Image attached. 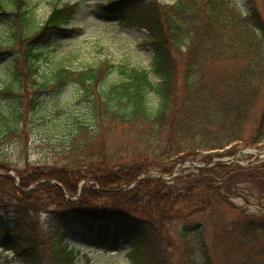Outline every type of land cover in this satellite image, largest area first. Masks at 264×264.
Instances as JSON below:
<instances>
[{"label":"trees","instance_id":"obj_1","mask_svg":"<svg viewBox=\"0 0 264 264\" xmlns=\"http://www.w3.org/2000/svg\"><path fill=\"white\" fill-rule=\"evenodd\" d=\"M78 3L53 1L37 26L26 0H0V17L16 23L11 40L0 42V56L15 50L0 89L13 99L0 107V247L25 264H74L79 251L66 232L49 229L60 212V222L109 251L127 244L128 264H264V169L245 173L218 162L171 179L146 177L152 170L169 175L211 150L235 153L240 143L264 141V0H244L246 12L237 0L100 2L146 31L150 68L102 60L74 70L58 63L39 77L37 47L63 29ZM111 71L115 81L104 82ZM71 84L91 118L74 121L52 163L12 166L2 148L21 135L27 112L38 105L35 94ZM239 175L249 177L248 185ZM81 180L90 183L80 188ZM245 192L258 200L252 211L234 202L245 201ZM225 207L237 211L231 221Z\"/></svg>","mask_w":264,"mask_h":264},{"label":"rangeland","instance_id":"obj_2","mask_svg":"<svg viewBox=\"0 0 264 264\" xmlns=\"http://www.w3.org/2000/svg\"><path fill=\"white\" fill-rule=\"evenodd\" d=\"M53 1L57 5L65 2H79V6L71 20L65 25L64 30H54L52 40L50 39L46 44H40L37 47L40 56L35 63L38 67L39 77L47 76L54 65L58 63H64L65 66L74 70L95 66L102 60H108L114 65L125 63L150 68L152 52L150 47L144 44L147 39L146 31L143 28L125 24L119 13L110 12L99 6L98 3L106 2V0H26L32 25L38 26L44 21ZM159 1L172 3L174 0ZM237 1L246 12L247 5L244 0ZM14 24L16 23L8 17H0V42L8 43L11 40L10 31L14 30ZM21 29L26 30L23 26ZM14 53L15 50L10 49L0 56V89L9 81L8 66H10V60L14 57ZM115 79L116 74L111 71L104 76L103 81L110 83ZM77 92L76 86L71 84L58 91H42L35 94L38 97V105L35 110L27 112L22 122L24 123L23 128L19 130L21 135L9 136L2 148L3 156L10 161L12 166H22L26 161L47 166L57 159L55 155L57 141L67 136L77 118H91L86 103L78 99ZM12 100L11 96L0 92V107L6 108L12 104ZM255 146L256 154L239 156L236 161H231L233 153H229L231 148L228 147L225 150L205 152L197 156L195 162L201 167L204 165L212 167L218 162L240 165L243 172L250 173L249 168L251 167L259 166L258 170L264 169V141ZM237 147H246V145L240 143ZM203 155H207L209 158L204 160ZM193 166L189 163L178 166L175 176L188 173L194 169ZM256 172L255 174L258 175ZM140 177L143 175L138 178ZM170 177L166 179H170ZM239 177L243 184L248 185L245 182L249 177L246 175H239ZM87 183L90 182L81 180L80 188ZM133 185H122L118 190H128ZM254 194L255 192L246 193L245 201L243 198L237 197L234 202L252 211L255 209V203L258 202ZM73 198L75 197L73 196ZM224 209L227 212L223 217L230 221L237 214V211L232 208L225 207ZM180 214L179 216L186 217V211H182ZM45 215V213L42 215L43 220H47L49 216ZM52 215L54 219L49 222V229L54 231L57 228L60 231H65V241L79 251L74 264H128L129 247L127 244L120 245L115 251H109L96 244L94 238L87 239L79 232H75L73 229L75 224L72 226L70 222H60V212H55ZM0 264L25 263L13 252L0 247Z\"/></svg>","mask_w":264,"mask_h":264},{"label":"water","instance_id":"obj_3","mask_svg":"<svg viewBox=\"0 0 264 264\" xmlns=\"http://www.w3.org/2000/svg\"><path fill=\"white\" fill-rule=\"evenodd\" d=\"M252 149L248 150V149H241L237 155H235L232 160H235L238 156H242V155H245V154H252L253 152L251 151ZM264 155V154H263ZM187 163L191 164V165H196L195 162L193 161H188ZM178 170V168H176V171ZM12 174L14 175V172H12ZM153 175H158V173H150L149 176H153ZM55 184L57 185H60L58 182L56 181H53ZM61 187V185H60Z\"/></svg>","mask_w":264,"mask_h":264},{"label":"bare ground","instance_id":"obj_4","mask_svg":"<svg viewBox=\"0 0 264 264\" xmlns=\"http://www.w3.org/2000/svg\"><path fill=\"white\" fill-rule=\"evenodd\" d=\"M56 182H58V181H56ZM59 183V182H58ZM60 185H61V187H60V185H58L61 189H62V191H63V193L65 194V195H67V196H69V193H67V191H66V188L61 184V183H59ZM57 185V184H56ZM75 198H78V195H76V196H74Z\"/></svg>","mask_w":264,"mask_h":264}]
</instances>
